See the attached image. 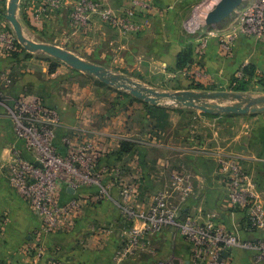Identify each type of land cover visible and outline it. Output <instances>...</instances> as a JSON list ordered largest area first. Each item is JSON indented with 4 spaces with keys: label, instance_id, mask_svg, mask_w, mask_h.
<instances>
[{
    "label": "rangeland",
    "instance_id": "1",
    "mask_svg": "<svg viewBox=\"0 0 264 264\" xmlns=\"http://www.w3.org/2000/svg\"><path fill=\"white\" fill-rule=\"evenodd\" d=\"M219 1L164 0L162 7L166 14L163 24L159 17L152 15L155 17L153 20L150 18L151 14L147 13L150 10L147 6L153 4L151 0L149 2L139 0L140 4L134 11L131 0H88L89 6L82 12L84 17H87L83 27L88 29L87 33L91 39L88 46L80 39V23L72 20L75 12L80 14L77 11L80 0H57L53 11L60 19L50 25L49 31H46L44 36H38L32 31L30 24L22 19L21 12L19 18L24 33L29 39L58 45L89 62L103 65L116 74L128 77L158 92L174 93L180 90H192L209 94L227 93L241 94L250 98L263 97L264 45L256 41L261 45L256 46L252 43L249 47L246 45L247 50H245L244 46L237 44V40L242 35L239 33L235 35L233 32L235 17L253 0H243L242 5L228 19L208 28L205 25V18ZM9 2L10 0H0V264H82L81 248H72L69 236L72 232L80 235L81 230L91 219H94L96 224L99 220L105 222L112 212L111 207L106 206L108 199L114 198L122 208L132 207L133 204L137 210L146 209L147 206H144L143 202H149L150 198L140 192L148 186L160 188L159 183H154L160 177L158 165L153 166V171L144 168L143 164L137 165L138 168L134 171L135 179L130 183H120L113 179L114 167L105 164L98 156L106 149L108 152L113 146L111 144L115 140L114 136L122 133L120 126L112 121L117 110L123 111L124 108L132 107V104L128 106L130 102L128 99L137 102L136 107L130 109L132 115L136 114L142 120L135 126L144 125L145 116L146 129L151 130V134L153 133L156 139L164 141V137L173 138L175 133L182 134L204 129H217L225 137H234L236 134L244 138L243 148L236 145L229 152L233 159L221 157L226 163L238 164V156L246 154L245 151L247 154L253 153L251 145L256 146L257 139L264 135V113L244 116L222 114L207 117L215 121L208 122L204 119L202 121L198 117L206 114L202 111L180 108L167 101L152 105L135 99L128 91L107 86L97 78L75 71L65 63L43 53L32 54L23 49L29 54L28 56L22 55L16 62L11 60L8 52L15 50L18 41L12 26L6 20ZM155 2L161 7L162 2L159 0ZM130 11L134 13L131 18L128 16ZM119 21L123 23L120 25ZM163 30L174 48L179 47L181 43L187 48L199 42L198 50L203 56L200 58L202 66H198L195 70L190 67L178 70L176 64L173 65L171 62L164 67L162 57L151 60L142 58L139 63L135 56H130L128 59L126 55L127 62L124 65L120 62L119 53L113 52L108 43L95 45L93 42V39H99L103 35L105 36L102 38L107 39L108 42L118 38L129 40L130 37L146 31L159 35L160 38ZM209 43H215V47L218 45V48L226 52V59L219 60L214 57L210 59L211 61H205L207 59L205 52ZM240 51L242 53L239 56ZM143 60H147L148 63L145 64ZM245 60L248 64L241 65L240 63ZM54 65L56 71L51 73V67ZM84 75L89 76V79ZM195 84L202 87L197 89ZM126 95L130 98H124ZM20 101H36L46 110L45 126L48 130L57 129L61 137L58 138L60 147L64 150V154L67 155L68 150L81 152L90 146H94L97 152L94 153L96 163L85 164L83 161L82 164H74L66 172L73 179L79 178L82 192L72 199L64 192V186H60L57 204L51 209V215H42L38 212L29 201L16 192L9 181L10 163L15 151L21 147L16 145V126L13 118L16 104ZM209 102L219 104L218 99ZM237 102V100H227L224 104L231 105ZM148 106H152V109ZM48 109L53 112L49 117ZM54 110L55 117H53ZM128 110L129 108L125 112ZM103 133L106 134L104 138H102ZM140 138L136 136V140L139 141L138 146L143 145L144 142V139L139 140ZM144 172H149L151 180L146 183L141 179L136 180ZM101 201L104 205L100 204ZM54 224L55 226L52 227ZM159 239L158 244L164 249V240L162 237ZM188 247L190 248L191 245L189 244ZM173 263L176 264L174 261Z\"/></svg>",
    "mask_w": 264,
    "mask_h": 264
},
{
    "label": "crops",
    "instance_id": "2",
    "mask_svg": "<svg viewBox=\"0 0 264 264\" xmlns=\"http://www.w3.org/2000/svg\"><path fill=\"white\" fill-rule=\"evenodd\" d=\"M146 1L149 2V0ZM155 1L151 0L153 4L152 6H147L150 9L147 13L151 14L150 18L153 20L155 17H159L164 24L166 14L164 7H162L164 6V0H159V2H162L161 7ZM56 3L57 0H21L19 12H21L24 22L27 21L30 24V28L36 35L44 36L45 32L49 31L50 25L55 24L60 19L58 14H55L53 11ZM71 4H73V1ZM166 5L169 7L167 1ZM68 18L70 19V15ZM80 27V39L88 46L91 43V39L87 33L88 29L83 27V24H80ZM146 32L134 35L129 40L118 38L110 42L102 38L105 36L103 35L99 39H93V42L95 45L108 43L113 52L119 53L120 62L124 63V65L127 62L125 55L128 59L130 56H135V59L139 60V63L142 58L151 60L156 57H162L164 58V67L171 63L175 65L179 53L186 48L184 44L181 43V47L175 46L176 48H174L168 36L164 35V30L160 38H158L159 35ZM256 41L258 40L242 36L237 40V44L244 46L245 50H247L246 45L249 47L252 43L256 46L264 45V42L260 41L262 43L257 44ZM198 43L195 42L191 45L193 57L189 61V66H192V70H195L200 65L202 66L200 58H203V56L199 53ZM215 45V43H209L205 52V58H207L205 61L212 60L214 57L219 60L226 59V52L224 53L221 48L217 47L218 45L216 47ZM241 53L240 51L238 55L240 56ZM143 61L145 64L148 63L147 60ZM240 64L247 65L248 62L245 60V62H241ZM128 101H130L128 106L132 104V107H127L129 108L128 112H125L127 108H124L123 111L117 110L115 116L113 115L112 122L120 126L122 133L114 136L115 140L111 144L113 146H111L108 152L107 149L102 151L101 155V161L104 160L105 164L108 163L114 167L113 179L115 182L130 183L131 180H134V171L138 168L137 165L143 164L144 168H150L152 171L153 166L158 165L160 177L154 183H159L160 188L155 189V186H148L143 191L141 190L140 193L150 198L149 202H143L144 206L149 207L154 195L170 188L175 180H180V188L174 189V191L172 188L170 189L174 201L180 206L183 218H193L200 224L214 222L219 226L225 227L231 233L236 234L243 241L264 240V231L249 232L244 213L233 212L229 204L227 193L229 178L227 164L229 163L222 161L221 157L223 156L225 159L232 157L231 159H233V156L229 152L236 145H240L243 148L244 138H240L236 134H234V137H225L217 129H204L187 131L182 134L175 133L172 136L173 138L169 137L167 139L164 137V141H162L154 138L151 130L146 129L147 118L145 116L143 120L144 125L135 126L136 123L142 122L141 118H138L136 114L132 115L130 109L135 108L137 102L133 99H128ZM198 117L202 121H215L204 115H198ZM61 132L63 136V131L61 130ZM105 135L103 133L102 138L106 137ZM136 136L141 137L139 140L144 139L143 145L139 146L138 151L135 150L127 154L121 153L124 142L139 143L136 140ZM58 138L61 137L57 132L56 145L64 153V150L60 147L61 143H59L60 139ZM255 145H251L250 147L253 153L247 154V151H245L246 154L238 156L237 162L242 171L249 176V181L253 184L254 194L264 205V135L257 139ZM143 165L141 166L142 169ZM145 165H148V167H145ZM148 174L149 172H144L136 180L141 179L146 183L151 180ZM183 188H189L190 192V195L184 201L182 200ZM87 194L90 195L91 193ZM101 203L104 205L103 201ZM106 206H110L112 212L111 214L109 213V218L107 217L105 222L99 220L100 224H96L94 219H91L81 230L80 235L72 232L69 236L71 247L81 248L82 264H153L157 261H162L163 258L164 261L171 258L176 264H190L191 250L188 247L189 244L175 228H167L163 233L149 237L153 252L149 250L145 252L137 250L127 259L121 262L118 261L116 259V252L122 246V234L126 233L130 228V223L126 221V217L122 214V207L114 198L108 199ZM160 237L164 240V249H161V246L158 244V241H160L158 238ZM232 254L234 264H253L252 253L248 251L235 249ZM178 260L180 263H178Z\"/></svg>",
    "mask_w": 264,
    "mask_h": 264
},
{
    "label": "built area",
    "instance_id": "3",
    "mask_svg": "<svg viewBox=\"0 0 264 264\" xmlns=\"http://www.w3.org/2000/svg\"><path fill=\"white\" fill-rule=\"evenodd\" d=\"M131 2L134 11L140 2L139 0ZM79 5L77 11L80 14L75 12L72 20L83 24L87 17H84L82 12L88 8L89 2L80 0ZM133 11L128 13L129 18L134 15ZM122 23L123 21L118 22L120 25ZM234 25L235 35L239 33L264 42V0H253L247 4L235 17ZM44 113L46 110L36 101L17 102L13 118L16 126V145L21 146L18 147L21 150L15 151L10 163L9 181L16 192L29 201L38 212L42 215H51V209L57 204L60 186H64V192L72 199L82 192L79 178L73 179L66 172L74 164H82L83 161L85 164L96 163L94 156L97 152L94 146H90L81 152L68 150L67 155L62 153L56 145L57 129L46 128ZM50 114L53 112L49 111L48 117ZM55 116L54 110L53 117ZM98 156L102 159L101 155ZM227 166L229 169L227 193L232 211L244 213L249 232L264 231V205L254 194L249 176L242 171L239 164L229 163ZM180 182L175 180L170 188L173 191L180 188ZM170 188L158 192L146 209L137 210L133 206L122 208V214L130 223V228L122 234V246L116 252L118 261L127 259L137 250L150 251V236L161 234L167 228H175L191 245L190 264H234L232 253L235 249L252 253L253 264H264V240L243 241L236 234L214 222L200 224L193 218H183L180 206L174 201ZM69 189L74 193H69ZM182 191L184 201L190 192L189 188H183ZM91 198L96 199L94 196ZM173 261L169 259L153 264H174Z\"/></svg>",
    "mask_w": 264,
    "mask_h": 264
},
{
    "label": "water",
    "instance_id": "4",
    "mask_svg": "<svg viewBox=\"0 0 264 264\" xmlns=\"http://www.w3.org/2000/svg\"><path fill=\"white\" fill-rule=\"evenodd\" d=\"M21 0H10L6 14V20L12 26L17 41L28 53H43L59 60L70 68L80 73L97 78L101 83L128 91L135 99L152 105H158L161 101H167L180 108L196 109L203 113L219 116L226 115H249L264 113V96L260 98L245 97L241 94L194 92L192 90H180L174 93L158 92L147 88L142 84L120 74H116L103 65L89 62L80 56L53 44L35 42L29 39L25 33L19 18ZM243 0H220L215 8L205 18V25L210 28L219 25L228 19L239 8ZM232 96L239 101L236 104L221 105L209 102L212 99H220ZM69 193L74 191L69 189Z\"/></svg>",
    "mask_w": 264,
    "mask_h": 264
},
{
    "label": "trees",
    "instance_id": "5",
    "mask_svg": "<svg viewBox=\"0 0 264 264\" xmlns=\"http://www.w3.org/2000/svg\"><path fill=\"white\" fill-rule=\"evenodd\" d=\"M8 55L10 56L11 60H14L16 62L20 56H22V55L28 56L29 54H26V52L23 50V48L17 43L15 50L12 52L9 51ZM192 57H193V50H192V47L189 46L186 49H184L182 52L179 53V55L177 57V63H176L177 69L178 70H185L188 67L191 68L192 66H189V61L192 59ZM55 71H56V66L54 65L51 67V73H54ZM88 77L89 76H85V78H88ZM190 78L192 80H194V78H192V76H190ZM195 86L197 89H200L202 87V86L197 85V84H195ZM124 98H130V96L126 95V96H124ZM146 106L147 105H145V107ZM148 107L151 108L152 106H148ZM204 116L213 117V116L208 115V114H204ZM138 148H139V146L137 143L124 142L122 144V152L121 153H123V154L132 153L135 150L138 151Z\"/></svg>",
    "mask_w": 264,
    "mask_h": 264
},
{
    "label": "bare ground",
    "instance_id": "6",
    "mask_svg": "<svg viewBox=\"0 0 264 264\" xmlns=\"http://www.w3.org/2000/svg\"><path fill=\"white\" fill-rule=\"evenodd\" d=\"M227 100H237V101H239L238 99H236V98H234L232 96H228V97L220 98L219 99V104H221V105H229V104H224V103H226Z\"/></svg>",
    "mask_w": 264,
    "mask_h": 264
}]
</instances>
